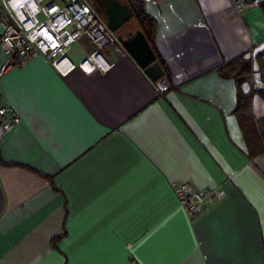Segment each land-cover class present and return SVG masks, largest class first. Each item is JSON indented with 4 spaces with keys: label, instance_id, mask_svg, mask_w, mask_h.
<instances>
[{
    "label": "crops",
    "instance_id": "0c3cea01",
    "mask_svg": "<svg viewBox=\"0 0 264 264\" xmlns=\"http://www.w3.org/2000/svg\"><path fill=\"white\" fill-rule=\"evenodd\" d=\"M139 1L155 21L165 93L116 35L102 51L107 73L62 76L34 57L0 78V107L21 118L0 139V264H264V153L249 155L239 87L225 75L251 60L241 90L263 121L264 6ZM139 30L133 18L120 36ZM94 50L82 39L70 60ZM182 183L225 198L190 219L172 190Z\"/></svg>",
    "mask_w": 264,
    "mask_h": 264
},
{
    "label": "built area",
    "instance_id": "2783aa9c",
    "mask_svg": "<svg viewBox=\"0 0 264 264\" xmlns=\"http://www.w3.org/2000/svg\"><path fill=\"white\" fill-rule=\"evenodd\" d=\"M238 12L264 6V0H229ZM0 48L4 62L0 78L25 67L34 57L44 58L60 75L76 69L86 74L107 73L114 64L105 61L102 51L115 44L114 34L86 0H0ZM87 39L95 50L78 65L69 57L72 48ZM21 123L12 106L0 107V139ZM179 207L196 219L225 198L220 190L205 194L187 183L172 184Z\"/></svg>",
    "mask_w": 264,
    "mask_h": 264
},
{
    "label": "trees",
    "instance_id": "16d2710c",
    "mask_svg": "<svg viewBox=\"0 0 264 264\" xmlns=\"http://www.w3.org/2000/svg\"><path fill=\"white\" fill-rule=\"evenodd\" d=\"M127 3L134 12V19L138 23L140 30L144 33L151 44L158 61L164 69V77L170 82V75L165 62L159 57L154 45L155 21L145 11L143 3L139 0H122ZM132 18V19H133ZM160 58V59H159ZM253 72L252 62L249 58L241 56L226 66L225 75L235 80L239 87L238 105L235 115L241 127L245 143L248 147L249 155L256 157L264 153V120L258 122L252 113V94L243 93L241 85L251 79ZM1 159V158H0Z\"/></svg>",
    "mask_w": 264,
    "mask_h": 264
},
{
    "label": "water",
    "instance_id": "95a60500",
    "mask_svg": "<svg viewBox=\"0 0 264 264\" xmlns=\"http://www.w3.org/2000/svg\"><path fill=\"white\" fill-rule=\"evenodd\" d=\"M111 33L117 36L119 43L125 48L138 66L145 71L158 89L165 93L170 85L164 77V69L158 57L142 31L131 33L128 37L120 32L134 17L131 7L122 0H111L104 11L94 8Z\"/></svg>",
    "mask_w": 264,
    "mask_h": 264
},
{
    "label": "flooded vegetation",
    "instance_id": "af4514ba",
    "mask_svg": "<svg viewBox=\"0 0 264 264\" xmlns=\"http://www.w3.org/2000/svg\"><path fill=\"white\" fill-rule=\"evenodd\" d=\"M86 1L92 6L93 9L96 8L101 11H104L111 0H86Z\"/></svg>",
    "mask_w": 264,
    "mask_h": 264
},
{
    "label": "rangeland",
    "instance_id": "374dc122",
    "mask_svg": "<svg viewBox=\"0 0 264 264\" xmlns=\"http://www.w3.org/2000/svg\"><path fill=\"white\" fill-rule=\"evenodd\" d=\"M69 55H70V57H73V56H74V53L72 52V53H70Z\"/></svg>",
    "mask_w": 264,
    "mask_h": 264
}]
</instances>
